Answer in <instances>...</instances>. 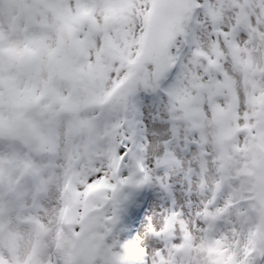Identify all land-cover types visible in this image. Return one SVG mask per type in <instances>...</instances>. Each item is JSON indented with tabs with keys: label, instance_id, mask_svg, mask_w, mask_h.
Segmentation results:
<instances>
[{
	"label": "snow or ice",
	"instance_id": "6c2138e0",
	"mask_svg": "<svg viewBox=\"0 0 264 264\" xmlns=\"http://www.w3.org/2000/svg\"><path fill=\"white\" fill-rule=\"evenodd\" d=\"M232 3L239 10L226 21L221 0H0V138L17 140L32 153L4 154L0 162L21 168L47 194L55 164L41 157L56 154L67 161L63 176L72 202L53 209L61 218L70 216L73 225L64 245H58L61 254L75 237L87 246L89 264H104L91 251L89 234L99 229L101 239L110 234L117 209L112 207L110 216L105 209L116 194L151 180L144 147L136 140L138 122L130 119L138 111L139 92L163 94L167 118L187 122L192 144L204 139L211 121L247 127V134L264 139V107L256 106L264 100V0ZM194 14L202 18L192 26ZM170 74L172 83L161 87ZM170 131L179 135L178 128ZM247 134H236L237 146ZM68 135L80 137L71 151L61 147ZM164 146L158 167L175 159L169 141ZM122 166L135 172L121 178ZM137 173L141 179L134 181ZM222 211L217 208L214 215ZM4 215L0 205V239L23 240ZM179 216L173 213L152 234L160 236ZM48 219L22 217L35 231L23 248L0 251V264H56L54 250L41 239L50 230ZM105 247L110 264H170L161 249L149 256L133 241L122 244L121 252ZM260 261L264 238L245 244L227 264Z\"/></svg>",
	"mask_w": 264,
	"mask_h": 264
},
{
	"label": "rangeland",
	"instance_id": "374dc122",
	"mask_svg": "<svg viewBox=\"0 0 264 264\" xmlns=\"http://www.w3.org/2000/svg\"><path fill=\"white\" fill-rule=\"evenodd\" d=\"M223 2H226V3L223 4ZM241 2L243 3L244 0H241ZM220 6L225 10V20L226 21L233 15L234 12L239 10L238 7L232 3V0L221 1ZM257 11H258V9H257ZM201 18L202 17L199 14H194V18L191 21V25L195 26L196 21L200 20ZM196 31H197V34L199 35L200 30L196 29ZM240 34L243 35L244 33L241 32ZM200 39L204 40L205 38L201 35ZM205 79H207V77H205ZM172 81H173V74H170L162 82L161 87L166 88L169 84L172 83ZM159 97L164 98V99H162V102L157 100ZM134 99H135V103H136V107H137L138 111L134 115L130 114V119L134 120V122H138V123H136V130L138 129L136 140H137V143H139L140 145H142L144 147V152L142 154L144 164H145V167L150 170V172L153 171L152 175L150 173V175L152 177H151V180L149 183H143V184H139L137 186H124L116 194V200L114 202H112V206L110 204L105 209V215L106 216L112 215V207L117 209V211H116V222L114 225L111 226L110 234H108L107 236H104L103 239L100 238V236H103V233H102L103 229H99L98 233L97 232H91L89 234V242L91 243L92 241H94V243L92 244L91 251L95 255L101 257V259L104 261V264H110L112 257L108 253L105 246L107 244L111 245V240H114L115 238H117L118 237L117 234L122 235V236L125 234V230L121 229V228L118 229V231L116 233L117 227L119 228L121 225H123V228H124L126 223L132 222L133 225H132V227H131L132 229H130V231H132L133 233L131 232L128 235L130 237H129V240L127 239V241H133V242L137 243L142 249H144L145 252H147L149 250L148 253H146L149 256H151V254L154 253L155 251L161 249L162 253L166 256V259L169 262H171L172 257H176L177 260H179V258L180 259H182L184 257L188 258V256H189L188 253H192V254L193 253H195V254L207 253L209 256H211V260L209 261V263L214 261V262H217L219 264L220 261L213 258V256L211 254L214 253L213 251L218 250V247L215 246V240H217L218 238H220L222 236V227L220 226V224L221 225L224 224L225 227H227L228 225L225 222V219H224V221H221L219 224V221L214 219L213 217H210L207 219V217L204 216V217H201L200 219L195 218V220H194V218L192 217L193 214L195 213L194 209H193V204L196 203V205H197V202L194 200L193 194H192V185L193 184H192L191 176L193 174L195 166L194 165L188 166L186 168L187 171L185 172V174H183L184 169H185V164L183 162H186L183 157L188 156L189 153L193 152L194 148L196 149L199 146H196L197 143L196 144L190 143L191 140H188L189 143L186 144L185 140L179 141V138H175V137L170 136L166 140V141H169L168 151H171V152H173V154H175L174 155L175 159L172 162H170L167 166H163V165L159 166V167L157 166V161L163 157L164 152H165V146H164L165 143H163V141L158 142V137H157L163 121L166 122L165 130L163 132L170 131V126H171L174 128H178L179 131L183 132L184 135H188V136L190 135L192 137L193 132L190 130V126L187 124V122H185L183 120H170L167 118V114H166L167 113V111H166L167 98L163 94H159V93L155 94V93H152L150 91L146 93L145 91H141L137 94V96ZM163 100L165 101V103ZM256 106H257L258 110L261 107H264V100H257ZM161 110H163V111H161ZM233 117H234V114H233ZM160 118H161V121H160ZM211 122L206 123V125H207L206 129H209V132H210V130L212 131L215 129L213 132L214 134L213 133H211V134L215 135L213 137H216V138L214 140L211 139V143H209L211 146H213V150L215 149V147H216V150L218 148L222 149L221 146L224 145L225 143L229 142L232 139V135H230V134H233L234 139H235V136L238 132H244L246 134L248 132L247 127H245L244 129H239V128L237 129L235 127H229L228 124H226L225 126H217V122H215V121H211ZM232 123L233 124L235 123L234 119L232 120ZM153 126H154V128H153ZM221 127H224V128L219 129ZM186 129H187V131H186ZM206 129L203 130V131H205L203 140H206ZM232 131H234V132H232ZM248 136H250V137H248ZM251 137L252 136L250 134H247L245 137L246 142L242 141L239 143V146H237L235 144L237 142L235 141L233 143V146L229 147V149H232V148L236 149L235 150L237 152L236 156L238 154L239 155L242 154V155L246 156V157H244L243 165H241V166L239 165V167H243V168L247 169L249 171V173H248V171H245L243 173L240 170H236L234 172L236 175H234V176H237L238 173L241 172L243 174H241L240 177H241V179H244L249 174L251 179L248 180L250 182H247V185L249 183L251 184V181L256 179L255 176L259 172V169L256 166L257 161H259V160L264 161V144H263L264 139L262 140L259 137H255V138L254 137L251 138ZM73 138H75L76 140ZM79 140H80L79 136L68 135V136L62 138L61 147H63V149H65L67 151H71L72 148L74 147V145L80 142ZM105 142L110 144L112 147L116 146L114 139H106ZM171 145H174L176 147H173L174 149H172ZM17 151H20L22 153H27L29 155L32 154L30 152V150L22 148L19 141L14 140V139L0 138V156H2L4 154L14 153ZM145 151L147 152V154ZM198 152H199V150H198ZM199 154H200V156L202 155L201 156L202 159L211 156V155H209V152L206 153L208 156H203L204 155V148L202 149L201 153H199ZM148 156H150V157H148ZM248 156H249V159H248ZM256 157H258V158H256ZM41 158L55 162L54 163L55 167H52L49 169V171L54 175V179H53V182L51 184L50 191L47 194L40 193L37 190V185H36L35 180L28 177L26 175V173L21 168L15 167L13 164H10L8 162H0V169H1V171H0V173H1L0 174V205H2L4 208V213H5L4 219L6 222L11 223L14 231L22 233L24 235V239L19 240V242L15 238L0 239V251H5L6 254H9V253H14L18 248H23L27 242L28 234L35 231L34 225L21 222L22 217L37 216V215L44 217L46 215L47 217H49L48 223L51 225V227H50V230L48 232L43 233L41 235V239L47 241V245H48V248L50 250H54V252L56 254V264H59L58 263L59 258L61 259L62 264L63 263L64 264H78V263L89 264L88 263L90 260L89 250H88L87 246L79 245L77 238H72L73 240L71 239V241L68 244L69 247H67V250L65 251L66 253H64V256L60 257L61 253H59V250H61V248L58 247V245H64V243H62L63 232L61 230L60 225L63 222H67V225H72V223H70V222L68 223V221H70V219H71L70 216H67V215L64 216L65 217V218L63 217L65 219L64 220L63 218L60 217L58 211L54 212L53 209L58 210L62 206L63 207H66V206L69 207L71 205V202H72L71 191L67 188V186L65 184L64 176H63L64 168L62 167V164L65 165L67 163V161L64 158H62V156H58L56 154H51V155L49 154V156L47 154H45ZM179 159H181L182 161H179ZM97 162H98L97 166H99L101 168L106 167V162H104V161H97ZM125 163L127 164V161ZM253 163H255V164H253ZM245 165H247V166H245ZM128 167L129 166H122L121 167V170L119 172V175L121 178L129 176L132 169L130 167L129 168ZM7 168H13L15 171H19L21 173L19 174V176L16 177L15 175L10 174L7 171ZM167 173H168V175H167ZM155 175H156V177H155ZM187 175H188V181H187L188 184L187 185L184 184V185H185V188H186L187 193L189 195V198L187 200H185L184 203H183V201H181L182 202V205H181V203H180L181 198H180L179 194L177 193L178 192L177 189H180L179 192L182 195L183 192H181V191L184 190L185 188H181L182 186H180V185H181V181L184 180V176L186 177ZM133 179H134V181L140 180V178L135 177V175H134ZM189 179H190V181H189ZM9 180L12 181L11 184L8 183ZM28 180H30V181H28ZM156 181H157V184L155 183ZM25 184H27V185H25ZM150 185H152V188ZM34 186H35V188H34ZM244 186L247 187L245 184H244ZM248 187H250V186H248ZM158 188L162 191H158L157 190ZM169 192H171V193H169ZM213 192L208 195V197H209L208 199L213 198V196H214ZM30 198H32V199H30ZM253 200L255 201V199H252V201H251L252 203H254ZM205 203L208 204V202H205ZM156 205H158V206H156ZM211 205H212L211 207H213L214 203ZM137 206H139V207H137ZM206 206H208V205H206ZM214 207H216V206H214ZM45 209H47V212H45ZM127 209H128V214H129L128 217L129 218L125 217ZM166 210H168V212ZM214 210H216V209H214ZM50 211L51 212L53 211V212L51 213ZM163 211H164V213H163ZM240 211H241L243 218L246 219L247 221L250 222V221L255 220V214H254L253 209H247V207L244 205L243 207L240 208ZM173 213H178V214H180V216L175 221L169 222L167 230L163 232L164 234L162 233L160 235V236H163L162 239L160 238L161 240H159V241L154 240V235L152 234V230H154V231L156 230V228L158 226L157 222L162 220L164 217H167V216L170 217ZM51 217L54 219H52ZM61 220H62V222H61ZM191 220H194L193 223L195 226L193 225ZM182 223H184V224L181 225ZM164 225H165V223L161 224L160 229H162V227H164ZM149 226H150V229L148 230L147 228H149ZM160 229L158 231H161ZM119 230H124V231L122 234H120ZM80 231H81V229H80ZM191 233H192V235L194 234L195 238H192ZM190 239H192V242ZM145 243H146V248L144 246ZM195 245H197V246H195ZM174 246H177V247H174ZM113 247L116 251H118L117 245H113ZM177 260L175 259V261H177ZM190 263H191V261H190Z\"/></svg>",
	"mask_w": 264,
	"mask_h": 264
},
{
	"label": "bare ground",
	"instance_id": "6f19581e",
	"mask_svg": "<svg viewBox=\"0 0 264 264\" xmlns=\"http://www.w3.org/2000/svg\"><path fill=\"white\" fill-rule=\"evenodd\" d=\"M224 1V0H221ZM226 2H223V4ZM158 96V95H157ZM157 99V98H156ZM162 97H159L157 100L162 102ZM150 100V99H149ZM164 101V100H163ZM160 102V103H161ZM165 103V101H164ZM155 104V103H154ZM161 105V104H160ZM154 106V105H153ZM146 108V107H145ZM140 111V110H139ZM163 111V110H161ZM160 114V113H159ZM167 114V113H166ZM165 115V114H164ZM141 116V115H140ZM140 118V117H139ZM153 118V117H152ZM234 119V117H233ZM154 120V119H153ZM158 120V119H157ZM134 121V120H133ZM161 121V118H160ZM147 122V121H146ZM152 123V122H151ZM155 123V122H154ZM212 123V122H211ZM214 124V123H213ZM227 123H224L223 125H220V123H217V126H225ZM166 122L163 121L161 124V128L158 133V142L165 141L171 136L175 138H179L180 140H191V136L189 135H184L183 132L179 131V135H174L171 131L163 132L165 130ZM139 127V126H138ZM212 127V126H211ZM154 128V126H153ZM207 128V125H205L204 129ZM213 128V127H212ZM215 128V127H214ZM224 127H221L219 129H223ZM217 129V128H216ZM233 129V128H232ZM238 129V128H237ZM138 130V129H137ZM215 130V129H214ZM214 130L206 129V140H202L197 143L196 149L194 148L193 152L189 153L188 156L183 157L186 162H183L185 164V169L183 174L187 171L188 166H195V169L193 171V174L191 176L192 180V194L194 200L197 202L193 204V209H194V214L193 218L200 219L201 217L206 216L207 219L210 217H213L214 219L219 221V224L221 221H224L227 223V227L220 224L222 227V236L215 240V246L218 247V250L213 251L214 253L211 254L213 258L216 260H219V264H227V260L230 256L234 255L236 252L240 250L241 247H243L245 244L250 243V242H258L259 238H264V161L259 160L256 163L257 168L259 169V172L255 176L256 179L251 181V184L249 183L247 185V182L250 178L249 174L246 178L241 179V174H243L245 171H248L247 169L243 167H239V165H243L244 163V157L245 155H237L236 156V149H229V147L233 146V143L235 142L234 135H232V139L222 145V149L218 148L216 150H213V146H211L209 143H211V139L214 140L216 137H213ZM141 131V130H140ZM205 132V131H204ZM234 132V131H232ZM213 133V134H211ZM142 134V133H141ZM148 134V133H147ZM216 134V133H215ZM227 134V133H226ZM156 137V138H157ZM250 137V136H248ZM71 138V137H70ZM76 138V137H75ZM146 138V137H145ZM229 138V137H228ZM252 138V137H251ZM230 139V138H229ZM228 139V140H229ZM76 140V139H75ZM263 140V139H262ZM80 141V140H79ZM249 141V140H248ZM264 141V140H263ZM262 141V142H263ZM157 142V141H156ZM215 142V141H214ZM224 142V141H223ZM71 143V142H70ZM152 143V142H151ZM257 143V142H256ZM73 144V143H72ZM145 144V143H144ZM237 145V143H235ZM262 144V143H261ZM264 144V143H263ZM155 145V144H154ZM245 145V144H244ZM172 149L173 147H176L174 145H171ZM63 148V147H62ZM146 148V147H145ZM204 148V155L203 156H208L206 153L209 152L210 157L202 159V155L200 156L199 153H201L202 149ZM246 148V147H245ZM220 149V150H219ZM199 150V152H198ZM263 150V149H262ZM173 151V150H172ZM229 151V152H228ZM146 152V151H145ZM156 152V151H155ZM231 153V154H230ZM235 153V154H234ZM147 154V152H146ZM145 154V155H146ZM49 156V154H47ZM51 155V154H50ZM151 155V154H150ZM161 155V154H160ZM175 155V154H174ZM259 155V154H258ZM44 156V155H43ZM257 156V155H256ZM150 157V156H148ZM147 157V158H148ZM57 158V157H56ZM145 158V157H144ZM258 158V157H256ZM52 159V158H51ZM178 159V158H177ZM249 159V156H248ZM150 160V159H149ZM177 161V160H176ZM179 161H182L179 159ZM55 163V162H54ZM57 163V162H56ZM98 163V162H97ZM146 163V162H145ZM150 163V162H149ZM253 163V164H255ZM63 165V164H62ZM148 165V164H147ZM250 165V164H249ZM173 166V165H172ZM176 166V165H175ZM184 166V165H183ZM247 166V165H245ZM2 167V166H1ZM16 167V166H15ZM129 168V167H128ZM178 168V167H177ZM4 169V168H3ZM13 169V168H12ZM19 169V168H18ZM59 169V168H58ZM125 169V168H124ZM157 169V168H156ZM174 169V168H173ZM236 170H240L241 172L238 173L237 176L234 172ZM1 171V169H0ZM132 171L135 172V169H132ZM156 171V170H155ZM4 172V171H3ZM129 172V171H128ZM151 171V175H152ZM15 176H19L21 172L15 171ZM57 173V172H56ZM123 173V172H122ZM155 173V172H154ZM181 173V172H180ZM189 173V172H188ZM187 173V174H188ZM249 173V171H248ZM253 173V172H252ZM251 173V174H252ZM1 174V173H0ZM162 174V173H161ZM5 175V174H4ZM58 175V174H57ZM157 175V174H156ZM155 175V177H156ZM168 175V173H167ZM179 175V174H178ZM191 175V174H190ZM3 176V175H2ZM123 176V175H122ZM165 176V175H164ZM175 176V175H174ZM22 177V176H21ZM25 177V176H24ZM135 177L141 179V174L137 173L135 174ZM152 177V176H151ZM181 177V176H180ZM235 177V178H234ZM243 177V176H242ZM237 178V179H236ZM8 179V178H7ZM155 179V178H154ZM180 179V178H179ZM16 180V179H15ZM57 180V179H56ZM19 181V180H18ZM30 181V180H28ZM158 181V180H157ZM157 181L155 182L157 184ZM188 175L185 177L184 180L181 181V188H185V185L188 184ZM190 181V179H189ZM176 182V181H175ZM29 183V182H28ZM149 183V182H148ZM159 183V182H158ZM173 183V182H172ZM171 183V184H172ZM185 184V185H184ZM244 184L247 186L245 187ZM27 185V184H25ZM155 185V184H154ZM57 186V185H56ZM144 186V185H143ZM142 186V187H143ZM152 188V185H150ZM170 186V185H169ZM172 186V185H171ZM177 186V185H176ZM175 186V187H176ZM250 186V187H248ZM11 187V186H10ZM51 187V186H50ZM146 187V186H145ZM187 187V186H186ZM29 188V187H28ZM35 188V186H34ZM150 188V189H151ZM189 188V187H188ZM200 188V189H199ZM23 189V188H22ZM64 189V188H63ZM21 190V189H20ZM152 190V189H151ZM158 191H162L159 188L157 189ZM65 191V190H64ZM141 191V190H140ZM178 191V192H177ZM177 193L179 194L181 200L180 203L182 205L189 198V195L187 193L186 188L182 190L183 194H180V189H177ZM214 191V192H213ZM38 192V191H37ZM214 193L213 198L208 199V195L210 193ZM24 193V192H23ZM36 193V192H35ZM63 193V192H62ZM140 193V192H139ZM171 193V192H169ZM40 194V193H39ZM49 195V194H48ZM55 195V194H54ZM19 196V195H18ZM23 196V195H22ZM32 196V195H31ZM30 196V197H31ZM38 196V195H37ZM36 196V197H37ZM171 196V195H170ZM21 197V196H20ZM67 197V196H66ZM32 199V198H30ZM37 199V198H36ZM209 201H208V200ZM252 199H255L254 203H252ZM28 201V200H27ZM33 201V200H32ZM131 201V200H130ZM30 202V201H29ZM205 202H208L206 204ZM60 203V202H59ZM213 207H211L213 204ZM25 204V203H24ZM131 204V203H130ZM129 204V205H130ZM157 204V203H156ZM171 204V203H170ZM22 205V204H21ZM53 205V204H52ZM196 205V206H195ZM208 205V206H206ZM246 206L247 209H253L254 214H255V220L253 221H247L246 219L243 218L240 208L243 206ZM158 206V205H156ZM184 206V205H183ZM216 206V207H214ZM67 207V206H66ZM136 207V206H135ZM139 207V206H137ZM129 208V207H128ZM169 208V207H168ZM223 209L222 213L220 215H214L215 210L214 209ZM34 209V208H33ZM38 209V208H37ZM168 212V210H166ZM245 211V210H244ZM51 212V211H50ZM53 212V211H52ZM51 212V213H52ZM164 213V211H163ZM43 214V213H42ZM49 214V213H48ZM245 215V214H244ZM248 215V214H247ZM46 216V215H45ZM128 209L126 210V216L128 217ZM150 216V215H149ZM160 216V215H159ZM165 216V215H164ZM186 216V215H185ZM162 217V216H161ZM228 217V218H227ZM251 217V216H250ZM52 218V217H51ZM60 218V217H59ZM65 218V217H64ZM63 218V219H64ZM129 218V217H128ZM169 216L164 217L162 220L159 218V222H157V228L155 231H158L161 227V224H164ZM54 219V218H52ZM67 219V218H66ZM153 219V218H152ZM151 219V220H152ZM156 219V218H155ZM178 219V218H177ZM192 219V218H191ZM65 220V219H64ZM188 220V219H187ZM194 220H191L193 223ZM56 221V220H55ZM209 221V220H208ZM214 221V220H213ZM58 222V221H57ZM62 222V220H61ZM123 222V221H122ZM172 222V221H171ZM201 222V221H200ZM69 223V221H68ZM150 224V223H149ZM182 223L181 225H183ZM56 225V224H55ZM132 222L126 223V225L123 228V225H121L119 228H116V233L118 229H124L125 234L119 235L117 234V238L114 240H111V245H117L118 251H116L113 247V250L115 252H121L122 248L121 245L127 242V239L129 240L128 236L132 231ZM194 225V223H193ZM197 225V224H196ZM212 225V224H211ZM135 226V225H134ZM195 226V225H194ZM61 230L63 232V240L62 243H65V240L67 239L66 234L70 233L73 230V225H67V222H63L60 225ZM156 227V226H155ZM184 227V226H183ZM202 227V226H201ZM163 228V227H162ZM190 228V227H189ZM220 228V227H219ZM144 229V228H143ZM148 230L150 229L147 228ZM124 230H119V233L122 234ZM161 230V229H160ZM75 231L79 233L80 228L76 227ZM194 231V230H193ZM159 232V231H158ZM133 233V232H132ZM189 233V232H188ZM221 233V232H220ZM164 234V233H163ZM192 235V233H191ZM114 237V236H113ZM190 237V236H189ZM75 238V237H73ZM152 238V237H151ZM163 236H154V240H161ZM192 238H195L194 234L192 235ZM57 239V238H56ZM15 240V239H14ZM73 240V239H72ZM165 240V239H164ZM192 242V239H190ZM214 240V239H213ZM19 242V241H18ZM114 243V244H113ZM191 244V243H190ZM195 244V243H194ZM205 245V244H204ZM213 245V244H212ZM146 248V243L144 244ZM191 246V245H190ZM197 246V245H195ZM69 247V245L67 246ZM193 247V246H192ZM203 247V246H202ZM166 249V248H165ZM191 249V248H190ZM148 250V249H147ZM149 251V250H148ZM145 252V253H148ZM172 251V250H171ZM10 252V251H9ZM187 252V251H186ZM197 252V251H196ZM59 253H61V250H59ZM66 253V252H64ZM63 254H60V257L64 256ZM166 253V252H165ZM171 253V252H170ZM181 254V253H180ZM185 254V253H184ZM189 256L188 258H182L177 260L176 257H172V260L170 264H218L217 262L212 261L209 263L211 260V256H209L207 253H200V254H195V253H188ZM179 255V254H178ZM183 256V255H182ZM58 257V256H57ZM212 258V259H213ZM112 259V258H111ZM175 259L177 261H175ZM67 260V259H66ZM58 263L62 264L61 259H58ZM85 261V260H84ZM191 261V263H190ZM75 263V262H74ZM89 263V262H88ZM64 264V263H63ZM80 264V263H78ZM260 264H264V261H260Z\"/></svg>",
	"mask_w": 264,
	"mask_h": 264
},
{
	"label": "clouds",
	"instance_id": "9594fccd",
	"mask_svg": "<svg viewBox=\"0 0 264 264\" xmlns=\"http://www.w3.org/2000/svg\"><path fill=\"white\" fill-rule=\"evenodd\" d=\"M65 118H68V117L65 116ZM73 139H75V138H73ZM7 171H8L10 174H12V175H15V174H16V173H15V170L12 169V168H7Z\"/></svg>",
	"mask_w": 264,
	"mask_h": 264
}]
</instances>
